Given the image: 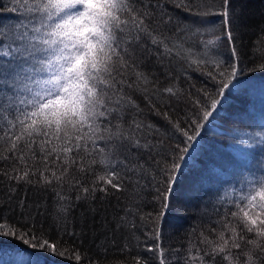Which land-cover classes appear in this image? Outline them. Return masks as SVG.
Segmentation results:
<instances>
[{
	"label": "snow or ice",
	"instance_id": "6c2138e0",
	"mask_svg": "<svg viewBox=\"0 0 264 264\" xmlns=\"http://www.w3.org/2000/svg\"><path fill=\"white\" fill-rule=\"evenodd\" d=\"M257 71L264 13L243 0H0V242L16 264H264V123L223 133L250 150L234 179L178 244L165 231L208 125Z\"/></svg>",
	"mask_w": 264,
	"mask_h": 264
},
{
	"label": "trees",
	"instance_id": "16d2710c",
	"mask_svg": "<svg viewBox=\"0 0 264 264\" xmlns=\"http://www.w3.org/2000/svg\"><path fill=\"white\" fill-rule=\"evenodd\" d=\"M243 2L252 13V19L258 22L264 13V0ZM193 80L197 86L205 83L198 73H193ZM242 89L240 92L233 90L227 95L198 145L201 151L195 156L199 162L191 170L185 168L179 177L176 198L182 211H178L177 207L171 209L165 228L174 243L180 242L179 237L184 229L196 223L198 212L212 194L232 182L238 170L234 160L243 159L241 153L250 151L233 140L231 132L223 133L231 128L264 123V72H245ZM19 248L18 242H0V264H16ZM42 264H60V259L46 256Z\"/></svg>",
	"mask_w": 264,
	"mask_h": 264
}]
</instances>
